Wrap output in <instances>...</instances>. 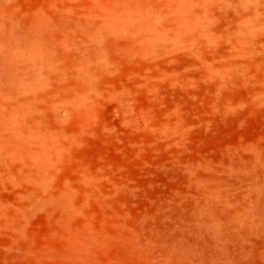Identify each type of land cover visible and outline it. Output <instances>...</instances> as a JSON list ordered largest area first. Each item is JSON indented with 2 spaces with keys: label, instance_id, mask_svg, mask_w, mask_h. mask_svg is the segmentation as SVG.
<instances>
[{
  "label": "rangeland",
  "instance_id": "obj_1",
  "mask_svg": "<svg viewBox=\"0 0 264 264\" xmlns=\"http://www.w3.org/2000/svg\"><path fill=\"white\" fill-rule=\"evenodd\" d=\"M258 4L257 53L243 77L222 81L214 70L239 59L228 33L254 10L242 0H0V19L47 47L53 61L17 116L24 148L0 159V264H264V234L239 243L208 237L188 220L196 213L238 231L255 196L249 180L264 165V0ZM128 15L157 19L154 51L136 54L128 27L111 26L106 63L86 82L63 75L74 62L57 44L74 28ZM38 160L40 184L27 173ZM171 230L182 238L170 247ZM215 241L229 254L211 257Z\"/></svg>",
  "mask_w": 264,
  "mask_h": 264
},
{
  "label": "bare ground",
  "instance_id": "obj_2",
  "mask_svg": "<svg viewBox=\"0 0 264 264\" xmlns=\"http://www.w3.org/2000/svg\"><path fill=\"white\" fill-rule=\"evenodd\" d=\"M260 0H242V3L254 10L243 17L240 25L228 33L229 41L231 42L230 56L238 57V60L229 59L220 68L215 69L222 81L227 79L241 78L247 72V66L257 53L256 43L253 41L256 29L261 27L258 18L257 5ZM139 17V18H138ZM135 17L128 15L124 20L118 22H102L99 27L94 28L81 26L74 30L73 35L65 39V41L57 44L60 47L61 43L71 51V56L74 65L68 72L63 75H72L73 78L80 82H86L97 71L96 65L106 63V52L104 48L105 31L111 26L122 28L127 26L131 33V49L136 54L149 53L156 49L162 37L161 28L157 25V19L154 17L142 18L140 15ZM192 21L188 23V28L192 31L198 30L199 35L210 37V33L206 29H202L201 23L196 22L195 27H192ZM204 26V25H203ZM0 30H3V35L0 34V60L7 67H13L14 75H10L3 71L0 66V118L5 123L4 131H0V159L17 156V152L24 148L22 140V127L17 122V116L25 113L31 106L29 102V92L33 87L42 84L44 75L53 68V61L47 52V47H36L28 43L27 36L20 28L14 27L10 23H5L0 19ZM161 44V42H160ZM163 47V46H162ZM128 49V48H127ZM132 51V50H131ZM37 52L43 54V57L37 56ZM214 73V72H213ZM42 82V83H41ZM225 84V83H224ZM43 158V157H41ZM44 159V158H43ZM43 160L35 161L27 170V173L33 181L40 184L43 180ZM264 163V161H263ZM249 166H252L250 164ZM248 166V167H249ZM249 185L253 188L255 196L248 202L244 208L245 218L240 221L238 231H232L229 227L219 229L214 226L211 219L200 218L194 216L188 217V220L197 223L198 227L208 237H218L220 239H232L239 243L251 241L252 236L264 234V165L260 164V168L255 171L254 176L249 180ZM56 203V202H55ZM257 215L258 219L251 218ZM252 222H251V221ZM257 224V221H260ZM174 230V229H173ZM171 230L168 234V245L173 246L182 236ZM179 231V230H178ZM167 240V239H166ZM189 241V240H188ZM187 243V242H186ZM185 244V243H184ZM213 248L209 255L214 257L217 252L222 255H228L230 249L224 243L215 241L212 243ZM182 253L190 257H197L198 260H208V253L202 249H191L187 246L179 245ZM159 250V249H158ZM159 252H163L162 249Z\"/></svg>",
  "mask_w": 264,
  "mask_h": 264
}]
</instances>
